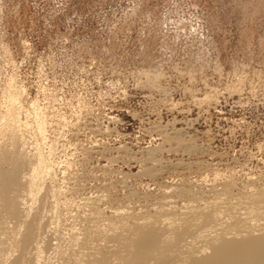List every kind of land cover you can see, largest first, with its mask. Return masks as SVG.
<instances>
[{
    "label": "rangeland",
    "instance_id": "obj_1",
    "mask_svg": "<svg viewBox=\"0 0 264 264\" xmlns=\"http://www.w3.org/2000/svg\"><path fill=\"white\" fill-rule=\"evenodd\" d=\"M10 80L72 199L122 204L172 180L138 174L155 125L192 137L196 151L164 154L189 176L213 163L264 184V0H0V110Z\"/></svg>",
    "mask_w": 264,
    "mask_h": 264
},
{
    "label": "bare ground",
    "instance_id": "obj_2",
    "mask_svg": "<svg viewBox=\"0 0 264 264\" xmlns=\"http://www.w3.org/2000/svg\"><path fill=\"white\" fill-rule=\"evenodd\" d=\"M156 81L152 88L159 91ZM5 88L0 110V264H264V184L257 185L249 173L240 181L213 163H195L204 169H198L196 178L189 176L194 163L164 157L197 150L192 137L183 135L184 128L173 125L168 132L153 126L149 132L162 143L142 148L137 157L138 174L148 181L167 172L172 176L156 192L133 195L122 204H114L105 190L75 200L58 182L57 161L29 139L21 89L11 80ZM42 121L36 124L39 132ZM118 151L127 153L122 146ZM66 160L64 166L70 168Z\"/></svg>",
    "mask_w": 264,
    "mask_h": 264
}]
</instances>
